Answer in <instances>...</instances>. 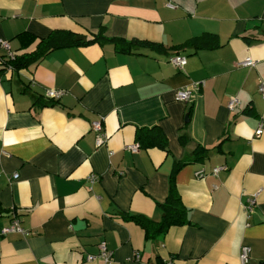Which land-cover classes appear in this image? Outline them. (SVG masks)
<instances>
[{
  "label": "crops",
  "instance_id": "1",
  "mask_svg": "<svg viewBox=\"0 0 264 264\" xmlns=\"http://www.w3.org/2000/svg\"><path fill=\"white\" fill-rule=\"evenodd\" d=\"M166 2L0 0V42L15 57L60 31L161 47L58 49L0 74V264H105L102 242L110 264H241L243 246L264 264V0ZM203 36L217 46L176 49ZM7 55L0 47V64ZM175 55L187 57L182 70ZM247 58L256 66H240ZM53 90L65 94L39 106ZM153 128L164 149L127 148ZM171 189L189 222L148 239L125 216L160 222ZM14 218L28 235H1Z\"/></svg>",
  "mask_w": 264,
  "mask_h": 264
},
{
  "label": "trees",
  "instance_id": "2",
  "mask_svg": "<svg viewBox=\"0 0 264 264\" xmlns=\"http://www.w3.org/2000/svg\"><path fill=\"white\" fill-rule=\"evenodd\" d=\"M211 36L195 38L185 45L176 47L178 50L194 48L195 50L211 49L216 47V40ZM106 41L114 43L120 52L131 53L133 49L144 46L160 51L161 47L150 42H123L118 40H107L102 35L84 39L80 36L69 32H54L48 39L43 40L34 54H25L17 56L14 59L3 58L0 64V74L8 69L21 70L29 67L31 64L40 61L49 52L72 47L90 46L93 44L104 45ZM56 100H47L48 104H39V106L52 105ZM137 142L140 148L160 147L165 148L166 142L163 138V132L158 128L139 129L137 132ZM163 210V218L160 222H154L151 219L141 215H126L125 218L140 226L148 239H161L166 236L167 232L177 226H184L189 222L188 211L183 205L182 199L178 192L171 189L165 203L160 205Z\"/></svg>",
  "mask_w": 264,
  "mask_h": 264
},
{
  "label": "built area",
  "instance_id": "3",
  "mask_svg": "<svg viewBox=\"0 0 264 264\" xmlns=\"http://www.w3.org/2000/svg\"><path fill=\"white\" fill-rule=\"evenodd\" d=\"M166 5L169 9H176L177 8V6L175 4H173L171 2V0H167ZM0 47L5 49L8 52L7 57L9 59L15 58V55L11 52V47H10V44L8 42H0ZM170 64H172L175 68L182 70L184 68V66L187 64V57L183 56V55H175V56L170 58ZM240 66L254 67V66H256V62L254 60H252L251 58H247L244 62H242L240 64ZM10 70H12V69L10 68ZM260 92L264 94V85L261 86ZM64 94H65L64 91H54V90L53 91H47L45 98H46V100H59ZM177 98L180 101L189 102L192 98V91L189 89L179 90L177 93ZM237 103H238L237 100H232L229 104V108L231 110H233L237 106ZM92 131H94L96 133V146L98 148L103 146L107 142V136L103 130V126H102L101 121H99V122L97 121V122L93 123ZM262 133H263V129L260 128L259 130L256 131V136L260 137L262 135ZM127 148L133 152H137L139 150V145H132V146H129ZM222 169H224V168L223 167L217 168L214 170V173L216 174ZM0 176H1V173H0ZM18 177H19L18 174H15L13 176L14 179H18ZM98 180H99V178L95 175H91L88 177V181L91 184H95ZM256 199H257V196L250 200L251 205L256 203ZM11 233H19V234H22L25 236L29 234V232H27L26 230H24L21 227L20 220L17 218H14L12 220V222L10 223V226L3 228L1 230V235H8ZM99 249H100L99 258L103 259L105 264H110L113 254L108 249L107 244L105 242H102L99 246ZM251 253H252V250L248 246H243L241 248V256H240L241 264H250ZM95 259H96L95 256H89L87 258V260L90 262L94 261ZM134 260H137V261L140 260V254L139 253H137L134 256ZM169 264H174V263L170 262Z\"/></svg>",
  "mask_w": 264,
  "mask_h": 264
}]
</instances>
